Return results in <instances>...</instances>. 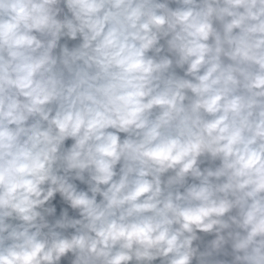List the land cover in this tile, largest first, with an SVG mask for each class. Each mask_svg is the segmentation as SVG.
<instances>
[{
  "label": "clouds",
  "instance_id": "9594fccd",
  "mask_svg": "<svg viewBox=\"0 0 264 264\" xmlns=\"http://www.w3.org/2000/svg\"><path fill=\"white\" fill-rule=\"evenodd\" d=\"M0 264H264V0H0Z\"/></svg>",
  "mask_w": 264,
  "mask_h": 264
}]
</instances>
